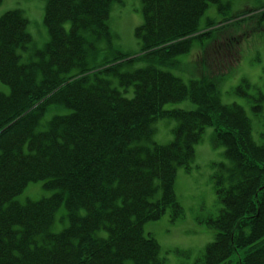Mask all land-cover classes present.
Returning <instances> with one entry per match:
<instances>
[{
    "label": "trees",
    "instance_id": "16d2710c",
    "mask_svg": "<svg viewBox=\"0 0 264 264\" xmlns=\"http://www.w3.org/2000/svg\"><path fill=\"white\" fill-rule=\"evenodd\" d=\"M46 1L49 39L23 62L27 21L17 9L0 16V83L8 87L0 90V264H162L144 224L166 210L182 216L175 171L190 168L209 125L230 165L213 179L222 204L207 219L213 239L199 260L264 264V123L257 144L244 110L221 104L217 84L185 83L167 69L210 37L197 33L198 22L215 0H142L139 55L100 60L93 53L115 0ZM186 98L195 109L164 107ZM163 117L176 124L160 145L151 125ZM35 182L54 192L16 200ZM58 209L67 223L54 231Z\"/></svg>",
    "mask_w": 264,
    "mask_h": 264
},
{
    "label": "rangeland",
    "instance_id": "374dc122",
    "mask_svg": "<svg viewBox=\"0 0 264 264\" xmlns=\"http://www.w3.org/2000/svg\"><path fill=\"white\" fill-rule=\"evenodd\" d=\"M46 2L2 0L0 3V16L8 10L17 9L27 21L26 30L31 42L27 45V52H20L21 62L29 54L41 50L49 39L43 21ZM141 6V0H115L111 4L106 35L97 40L100 48L96 47L97 52L93 53H99L98 60L119 52L125 54V59L139 55L141 51L134 29L143 19ZM263 6L264 0L211 2L200 18V25L211 23L210 28L204 27V31L218 33L208 42H192L187 51L172 57L170 67H167L186 83L194 77L204 85L206 82L217 83L222 104L230 106L233 103L235 107L244 110L250 125V135L252 133L257 144H260L264 123V10L261 11V17L257 15L256 20L244 18L241 13ZM228 21L232 25L228 26ZM65 27L67 29L68 24ZM172 60H175L177 68L171 66ZM136 66H142L141 60H136ZM0 90L7 93L8 87L0 83ZM124 96L131 97L132 92ZM164 107L193 109L194 103L186 98L167 103ZM51 114L53 112L46 114V118ZM174 124L175 120L171 118L155 120L151 125L153 142L160 145L168 143L172 138L171 128ZM213 133L212 126L205 127L200 141L194 146L190 169L178 167L175 171L174 192L183 210L182 216L179 217V212L174 211L171 219L166 212L160 219L144 224V230L152 234L159 246L163 264H202L200 255L206 244L213 239L209 226H212L214 219H207L217 215L222 203L216 197L212 180L222 168L220 162H229L223 153V146L214 144ZM53 192L54 190L45 188L42 182L30 183L16 200L35 201L50 196ZM172 210L174 209L171 208ZM61 214V209L56 210L52 226L54 231H59L67 223V218L63 215L61 217ZM240 254H243V249H240Z\"/></svg>",
    "mask_w": 264,
    "mask_h": 264
},
{
    "label": "bare ground",
    "instance_id": "6f19581e",
    "mask_svg": "<svg viewBox=\"0 0 264 264\" xmlns=\"http://www.w3.org/2000/svg\"><path fill=\"white\" fill-rule=\"evenodd\" d=\"M21 49H22V47H21V46H19V47H18V51H20Z\"/></svg>",
    "mask_w": 264,
    "mask_h": 264
}]
</instances>
